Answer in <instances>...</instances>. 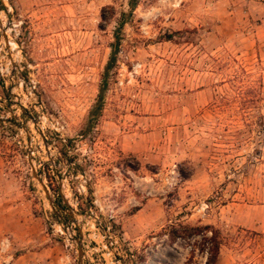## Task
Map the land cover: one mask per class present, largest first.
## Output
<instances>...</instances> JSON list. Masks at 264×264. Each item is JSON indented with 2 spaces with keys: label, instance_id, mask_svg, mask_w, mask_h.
<instances>
[{
  "label": "rangeland",
  "instance_id": "374dc122",
  "mask_svg": "<svg viewBox=\"0 0 264 264\" xmlns=\"http://www.w3.org/2000/svg\"><path fill=\"white\" fill-rule=\"evenodd\" d=\"M0 3V264H264V0Z\"/></svg>",
  "mask_w": 264,
  "mask_h": 264
},
{
  "label": "trees",
  "instance_id": "16d2710c",
  "mask_svg": "<svg viewBox=\"0 0 264 264\" xmlns=\"http://www.w3.org/2000/svg\"><path fill=\"white\" fill-rule=\"evenodd\" d=\"M0 7H2V4L0 3ZM123 21H119L118 27L121 26ZM114 61V58L111 57L110 60L108 61L106 68H105V74H103L102 81L99 87V93L97 95V100L95 105L90 109L89 111V116H88V124L89 127L93 126V123L97 120L99 116V111L102 107V102H103V93L105 91V86H106V73L108 69L112 66ZM66 207L65 205H63ZM186 229V228H185ZM203 229L205 232L202 234V250H204L206 259L204 261V264H216L217 260V255L219 251V240H218V233L217 231H213L209 229V226H204ZM188 233L189 234H196L197 233V228L192 229L188 228ZM209 233V235H208Z\"/></svg>",
  "mask_w": 264,
  "mask_h": 264
},
{
  "label": "water",
  "instance_id": "95a60500",
  "mask_svg": "<svg viewBox=\"0 0 264 264\" xmlns=\"http://www.w3.org/2000/svg\"><path fill=\"white\" fill-rule=\"evenodd\" d=\"M79 233H80V231H79ZM80 235H81V233H80ZM75 241H76L77 247H78V253H77L78 254V263H80L81 259H82V255H83L82 243H81V240L79 237H76Z\"/></svg>",
  "mask_w": 264,
  "mask_h": 264
},
{
  "label": "built area",
  "instance_id": "2783aa9c",
  "mask_svg": "<svg viewBox=\"0 0 264 264\" xmlns=\"http://www.w3.org/2000/svg\"><path fill=\"white\" fill-rule=\"evenodd\" d=\"M10 245V242L8 240V238H4L2 239V241L0 242V250H6Z\"/></svg>",
  "mask_w": 264,
  "mask_h": 264
}]
</instances>
